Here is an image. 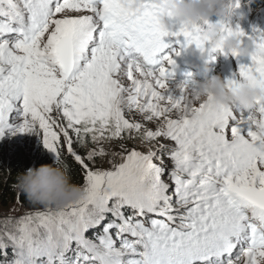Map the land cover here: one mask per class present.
Here are the masks:
<instances>
[{
    "label": "snow or ice",
    "instance_id": "6c2138e0",
    "mask_svg": "<svg viewBox=\"0 0 264 264\" xmlns=\"http://www.w3.org/2000/svg\"><path fill=\"white\" fill-rule=\"evenodd\" d=\"M225 33L252 46L226 82L264 84V30ZM173 42L227 54L200 25L162 26L154 0H0V136L66 152L84 193L0 213V264H264V99L189 115L187 83L167 91Z\"/></svg>",
    "mask_w": 264,
    "mask_h": 264
},
{
    "label": "clouds",
    "instance_id": "9594fccd",
    "mask_svg": "<svg viewBox=\"0 0 264 264\" xmlns=\"http://www.w3.org/2000/svg\"><path fill=\"white\" fill-rule=\"evenodd\" d=\"M159 9V22L166 28H173L172 21L179 27L200 25L204 27L206 38L211 45L220 44L223 48L234 50L239 56H249L252 52L250 43H244L235 33L226 34L225 28L231 19L237 0H154ZM241 4V0H239ZM246 0L243 4H252ZM125 9L142 10L144 0H121ZM218 17L214 22L210 17ZM203 56L201 48H193ZM207 67V66H205ZM264 99V84L258 81H239L229 85L219 75H212L204 80H193L187 85L186 103L188 113L195 116V107L207 103L213 107L238 105L244 110L254 107ZM259 141L254 147L264 153V131L258 130ZM15 188L30 202L43 206L61 207L83 196L81 186L72 182L67 167L55 160L52 164L29 167L16 175Z\"/></svg>",
    "mask_w": 264,
    "mask_h": 264
},
{
    "label": "trees",
    "instance_id": "16d2710c",
    "mask_svg": "<svg viewBox=\"0 0 264 264\" xmlns=\"http://www.w3.org/2000/svg\"><path fill=\"white\" fill-rule=\"evenodd\" d=\"M246 3V0H242ZM260 0H254V3L247 4L251 9L259 8ZM245 31L251 32L253 25L248 26ZM256 28V27H254ZM18 140V141H17ZM83 152L84 149H79ZM56 158H53L47 151V148H42L41 145H28L24 142H19L14 135L9 136L6 140L0 142V205L11 206L19 204L25 208L45 207L30 202L22 193L15 187L16 175L18 172L26 171L29 167H38L41 164H52ZM67 167L72 182L82 186L83 173L80 166L66 153H61L59 161ZM17 194L20 198L17 199Z\"/></svg>",
    "mask_w": 264,
    "mask_h": 264
},
{
    "label": "rangeland",
    "instance_id": "374dc122",
    "mask_svg": "<svg viewBox=\"0 0 264 264\" xmlns=\"http://www.w3.org/2000/svg\"><path fill=\"white\" fill-rule=\"evenodd\" d=\"M262 6L256 9H251L247 4H243V1L241 0V4L239 7L234 9V12H237L238 14L235 16L237 20L242 24V26L246 27L251 22H255L256 18L262 19L264 18V0L259 1ZM173 30H176V28H173ZM261 30H264V19L261 24ZM169 88L168 92H170L173 95L179 96L181 94V90L178 87L180 83L168 81ZM198 106V105H197ZM15 122H19V120H16ZM14 135L16 139H19V142L27 143L28 145H41L42 148H46L43 144L42 138L39 134L36 132H20L16 131L14 133H6L3 136H0V142L3 140H6L9 136ZM18 141V140H17ZM131 146V145H130ZM48 153L53 157L56 158L55 153L47 149ZM106 159V158H105ZM97 166H101L103 168H107L108 164L106 162L101 161L100 159L97 160ZM83 186V185H82ZM81 186V187H82ZM54 207V206H53ZM44 207H34V208H25L17 203L12 204L11 206H2L0 205V213H8L11 210L12 216H19L25 212V210H43Z\"/></svg>",
    "mask_w": 264,
    "mask_h": 264
}]
</instances>
